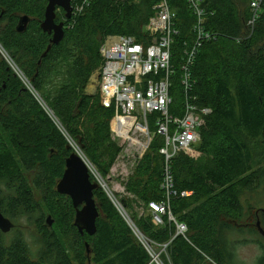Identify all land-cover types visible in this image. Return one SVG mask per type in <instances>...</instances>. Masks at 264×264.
<instances>
[{"label":"trees","instance_id":"trees-1","mask_svg":"<svg viewBox=\"0 0 264 264\" xmlns=\"http://www.w3.org/2000/svg\"><path fill=\"white\" fill-rule=\"evenodd\" d=\"M157 2L94 0L69 20L57 9L56 23H64L65 35L51 45L52 36L42 29L47 0H0V43L109 188L108 176L122 150L110 132L115 108L104 107L100 92L89 95L86 90L102 67L100 50L108 37L130 36L149 44L146 26ZM170 5L178 31L172 44L177 74L170 111L181 116L180 66L195 38L196 18L188 0H170ZM203 6L207 30L216 39L204 43L197 56L194 94L198 105L211 108L212 114L201 130L197 153L172 159L177 195L170 209L175 221L165 216L156 226L149 208L163 200L160 138L123 181L125 194L120 199L114 195L145 238L158 246L168 244L160 256L165 263L245 264L239 249L256 245L263 252L257 262L264 264V236L257 227L260 222L264 229V209L254 204L264 193V13L251 33L250 0H203ZM24 16L30 21L19 32ZM68 147L0 54V210L17 232L9 239L0 230V264H151L102 188L95 191L96 233H81L75 226L71 198L57 191L74 152ZM177 224L187 226L184 236L177 235ZM30 228L36 251L26 234L32 235Z\"/></svg>","mask_w":264,"mask_h":264},{"label":"built area","instance_id":"built-area-1","mask_svg":"<svg viewBox=\"0 0 264 264\" xmlns=\"http://www.w3.org/2000/svg\"><path fill=\"white\" fill-rule=\"evenodd\" d=\"M93 1L79 0L75 6L72 5L73 15L84 12ZM188 3L196 22L193 27L195 38L185 50L180 66L181 86L184 95L181 116L172 114L170 111L173 104L172 79L177 74L172 63V44L174 36L178 33L174 23L176 14L171 8L170 0H158L153 8L154 15L146 26L148 45L139 43L130 36H111L105 40L100 50L103 64L99 71V92L104 107L115 108L113 120L116 122V133L114 136L124 139L130 135L128 140L124 139L125 143L129 142L142 149L141 157L156 138L162 140L158 152L165 160L161 185L163 200L149 204L153 223L156 226L163 224L165 216L170 221H175L170 209L171 200L177 195L171 169L172 159L179 153L187 155L197 153L198 146L202 142L201 130L206 126L207 119L212 114L211 108L198 105V97L194 94L196 82L193 78V69L203 44L216 39V35L207 30L208 16L203 6V0H188ZM250 9L249 26L252 33L261 14L264 13V0H250ZM0 54L25 88L32 93L54 121L67 139L69 146L84 160L93 175L92 177L99 181L104 189L106 185L109 187L96 167L84 156L77 143L68 135L53 112L40 98L30 80L1 43ZM150 116H154V119L151 120ZM152 125L155 128L152 129ZM142 136L145 137V140L147 139L145 143L140 140ZM113 139L115 138L113 137ZM105 192L151 256V264H170L165 263L160 257L162 253L166 252L168 244L158 246L145 238L136 229L114 193L110 189H105ZM187 230L185 224H177V235L184 236ZM154 247H159V251L155 252Z\"/></svg>","mask_w":264,"mask_h":264},{"label":"water","instance_id":"water-1","mask_svg":"<svg viewBox=\"0 0 264 264\" xmlns=\"http://www.w3.org/2000/svg\"><path fill=\"white\" fill-rule=\"evenodd\" d=\"M48 6L45 12V21L42 24V29L52 35L51 45L59 44L65 35L64 23H56V11L62 9L65 12L66 19H71L73 15L72 0H47ZM30 18L24 16L17 27L19 32H23L27 28ZM51 46L49 47V49ZM99 74L92 77L91 82H98ZM87 93L89 90L87 89ZM71 147L69 146L68 149ZM90 169L84 160L75 152H73L66 160V169L62 179L57 185L59 194L66 195L71 198L73 206L76 210L75 226L81 233L86 232L89 235H94L97 231L96 223L99 218V210L95 200V191L98 188L104 187L99 181L92 180ZM95 179V178H94ZM264 211V210H263ZM15 224L11 219L7 218L0 210V230L7 234L11 232ZM257 227L259 232L264 236V229L258 222ZM88 248V245H87ZM90 253L88 249V254Z\"/></svg>","mask_w":264,"mask_h":264},{"label":"rangeland","instance_id":"rangeland-1","mask_svg":"<svg viewBox=\"0 0 264 264\" xmlns=\"http://www.w3.org/2000/svg\"><path fill=\"white\" fill-rule=\"evenodd\" d=\"M99 74V72L97 73ZM95 74V75H97ZM99 83V81H98ZM89 86H91V89L89 90H93L95 88V83L91 82L89 84ZM88 86V87H89ZM87 92V90H86ZM99 93V91H96L94 94L91 95H95ZM125 128L128 126H124ZM111 137L112 140L114 142H116L118 144V146H120L122 148L121 153L118 155V157L115 160L114 165L111 168V173L108 176V180H109V185H111V188L107 187V185L105 186V189H110L113 193H115V195H117V197L120 199V195H124L125 191H123L122 187H120L123 183V180H125L129 174L133 171V168L137 162V160L141 157V153L143 152L142 149L131 145L129 142H126V140H128V137L130 136H126V140L124 139H118L114 136V133H116V122L113 120L112 122V126H111ZM113 137L116 139H113ZM118 140V141H117ZM140 140L145 143V137L142 136L140 138ZM129 143V144H128ZM106 193V192H105ZM255 206L257 208H262L264 209V193L263 195H259L256 198V202L254 203ZM253 222H255V219L253 220ZM25 232L28 231V229H22ZM30 231L32 232L33 229L30 228ZM34 232H32V235L30 234V232H27V237H29V243L31 244L32 248L34 251L37 250V246L35 245V238H34ZM9 239L14 237L17 232H9L7 233ZM264 242V241H263ZM154 251L158 252V249L156 247H154ZM262 250L259 249L256 245H249L246 247H242L239 249L238 254L239 257L244 261L245 264H259L257 261L259 260L258 258H260V256L262 255Z\"/></svg>","mask_w":264,"mask_h":264},{"label":"crops","instance_id":"crops-1","mask_svg":"<svg viewBox=\"0 0 264 264\" xmlns=\"http://www.w3.org/2000/svg\"><path fill=\"white\" fill-rule=\"evenodd\" d=\"M94 83H95V88H94L93 90H90V92H91L90 94H94L96 91H99V83H98V82H94ZM88 89H91V86H89ZM148 150H149V149H148ZM148 150H147V151H148ZM147 151H146V152H147ZM144 155H145V154H144ZM144 155H143V156H144ZM141 158H142V157H140V158L137 160V162H136V164H135L133 170H135V168H136V166L138 165V162L140 161ZM132 172H133V171H132ZM132 172H131L130 174H132ZM130 174H129V175H130ZM127 178H128V177H127ZM127 178H126V179H127ZM126 179H125V180H126ZM123 181H124V180H123ZM120 187H122V189H123V191H124L123 186L121 185ZM157 248H158V250H159V247H157Z\"/></svg>","mask_w":264,"mask_h":264},{"label":"flooded vegetation","instance_id":"flooded-vegetation-1","mask_svg":"<svg viewBox=\"0 0 264 264\" xmlns=\"http://www.w3.org/2000/svg\"><path fill=\"white\" fill-rule=\"evenodd\" d=\"M49 34V33H48ZM51 35V34H50ZM52 36V35H51Z\"/></svg>","mask_w":264,"mask_h":264}]
</instances>
